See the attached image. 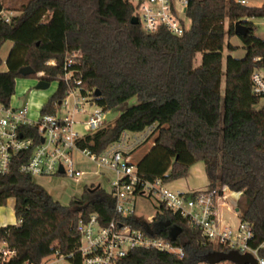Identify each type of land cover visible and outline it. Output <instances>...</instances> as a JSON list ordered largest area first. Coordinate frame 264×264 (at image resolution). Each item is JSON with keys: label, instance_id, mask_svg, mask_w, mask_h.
Wrapping results in <instances>:
<instances>
[{"label": "trees", "instance_id": "1", "mask_svg": "<svg viewBox=\"0 0 264 264\" xmlns=\"http://www.w3.org/2000/svg\"><path fill=\"white\" fill-rule=\"evenodd\" d=\"M0 0V51L10 41L7 70L0 72V103L10 105L16 81L31 66L35 72H62L45 63H62L68 54L81 51L75 65L86 88L99 90L97 102L107 112L124 108L113 124L87 135L82 148L102 152L120 140L124 132H142L154 127L152 147L136 160L138 173L146 180L172 182L188 176L201 162L211 188L243 192L238 205L240 222L253 233L249 243L264 257V105L252 91L253 71L264 66V40L256 27L246 23V36L236 34L235 24L247 17H262L264 6L244 5L238 0H189L186 16L191 28L182 36L160 28L148 33L133 25L132 0H28L6 22ZM238 37L246 50L243 58L224 56L236 47ZM201 62L196 64L197 56ZM263 58V63L255 61ZM2 58L0 56V65ZM27 77H33L27 76ZM224 80V87H223ZM52 83L53 78H46ZM60 84L42 107L52 112L63 99ZM136 98L138 103L129 106ZM0 176V206L16 200L17 223L0 226V247L15 254L4 264H41L51 255L80 264L77 254L81 217L98 213L103 224L114 217V200L95 185L68 206L54 200L31 176L18 170ZM169 221L181 228L171 241L184 248V257L150 249H135L118 264H199L211 251H227L206 242L201 230L180 215L158 214L150 226L167 239ZM128 222L143 228V219ZM74 254V255H73Z\"/></svg>", "mask_w": 264, "mask_h": 264}, {"label": "built area", "instance_id": "2", "mask_svg": "<svg viewBox=\"0 0 264 264\" xmlns=\"http://www.w3.org/2000/svg\"><path fill=\"white\" fill-rule=\"evenodd\" d=\"M189 0H135L136 14L144 31L157 32L166 28L174 35L182 36L191 28V22L186 16ZM244 5L264 6V0L259 4H251L250 0H238ZM6 22L11 17L2 13ZM262 17H247L242 24L250 23L254 27L264 25ZM81 51L68 54L62 63L50 59L45 63L48 68H59L62 72L49 74L46 70L35 72L32 76L38 83L46 78L65 86L63 99L55 101L52 112L31 115L28 103L10 105L0 103V176L8 175L20 161L18 170L21 174L36 177L67 176L79 180L88 174H98L102 170L113 174L110 191L107 193L114 200V217L106 224L100 221L98 213L81 217L77 224L80 235L77 254L80 264H118L120 260L135 249H150L167 252L184 257V248L171 241V226L169 238L155 234L150 226L158 214L180 215L201 230L206 242L218 244L227 251H238L241 254H251L257 264H264L260 248H253L249 241L253 237L250 226L241 222L237 231L223 227L218 208L228 206L235 208L242 199L233 200L227 197L229 189L211 188L209 182L198 189L185 190L176 188L172 182L162 178L146 180L139 173L132 152L141 144L150 140L154 127L149 126L142 132H124L119 141L109 145L98 153L92 149L80 146L87 135L94 134L107 125V111L97 102L95 90L84 86L79 71L75 65L80 63ZM263 63L262 57L255 59ZM252 91L264 98V66L257 67L251 76ZM57 90V89H56ZM130 133H134L130 142ZM76 154L90 160L96 170L82 169L76 161ZM63 172H60V169ZM98 186V185H97ZM100 188L101 185L99 184ZM138 197L154 198L158 203L155 215L147 219L137 215ZM229 208V207H228ZM237 214V212H236ZM136 217L143 219V228L133 227L128 219ZM161 218V224H164ZM169 222V221H167ZM151 228L152 234L147 228ZM173 240V239H172ZM15 254L3 246L0 247V264H4ZM74 255V254H73ZM49 257V256H48ZM62 264H73L65 261ZM44 261V260H43ZM24 264H35L29 261ZM41 264H44L43 262ZM51 264V263H47Z\"/></svg>", "mask_w": 264, "mask_h": 264}, {"label": "rangeland", "instance_id": "3", "mask_svg": "<svg viewBox=\"0 0 264 264\" xmlns=\"http://www.w3.org/2000/svg\"><path fill=\"white\" fill-rule=\"evenodd\" d=\"M28 0H4L5 3V12L7 16H15L19 12L20 6L27 2ZM135 2V0H132ZM251 1V0H250ZM261 0H252L251 4H259ZM260 23L264 20H257ZM254 35L260 39L264 40V25H260L256 27ZM232 45L236 48L233 51H229L227 48L225 49L224 56L232 55L235 58H243L246 55V50L238 37H232L230 40ZM12 43L10 41L6 42L5 45L2 47L0 51V56L2 58V64L0 65V72L7 70L6 59L12 49ZM201 62V55L197 56L196 64ZM36 78L34 77H22L18 78L16 81V93L15 96L12 98V103L17 104L20 102V99H28L30 101H34L37 103L35 108H33L34 117L37 116L39 107L44 104L48 100V96L52 95L57 89V83L52 82L51 86L47 90H40L36 89ZM223 87H224V80H223ZM24 96L21 95L23 94ZM138 103L136 98H133L129 102V106L135 105ZM264 105V98L261 99L260 106ZM124 108H116L111 110L107 113L106 122L107 124H113L117 117L122 113ZM130 138L128 139L130 142L133 141L134 133H130ZM153 144V139L148 140L147 142L141 144L132 152V157L134 161H136L140 156L146 153ZM76 161L78 165L85 170H96L95 164L90 162V160L86 159L80 154H76ZM195 170V169H193ZM189 175V173H188ZM113 180V174L110 172H106L102 170L100 173L92 175H84L79 180H75L72 178H68L67 176H55V177H36L35 181L38 185H40L43 189H45L52 198L63 205L68 206L72 201H76L82 198L84 190L89 188L92 185H101V189L108 192L110 191V184ZM198 183L204 182L201 177L196 179ZM203 185V184H202ZM94 187V188H95ZM234 196V195H232ZM228 206L221 207L219 210V216L223 227H230L234 231H237L240 226V219L238 218L235 208L227 202ZM15 200L9 199L6 206H0V226H7L13 225L17 223L16 214H15ZM229 207V208H228ZM158 210V203L154 198H147V197H138L137 198V205L136 211L137 215L142 216V218L147 219L152 215H155ZM9 222L6 223V221ZM216 245V244H215ZM44 264L51 263V264H62L63 261L59 260L58 256L51 255L44 259ZM199 264H207L205 262ZM220 264H234L231 262H222Z\"/></svg>", "mask_w": 264, "mask_h": 264}, {"label": "water", "instance_id": "4", "mask_svg": "<svg viewBox=\"0 0 264 264\" xmlns=\"http://www.w3.org/2000/svg\"><path fill=\"white\" fill-rule=\"evenodd\" d=\"M131 23L133 25H138L139 24V19L137 16H133L131 19ZM235 32L236 34L242 35V36H246L248 33V28L242 24L241 22H237L235 24ZM35 73V70L31 67V66H27L24 67L20 70V74L27 77V76H31ZM51 86V83L45 80H40L37 84H36V89H40V90H47L49 89ZM95 95L97 97L100 96V91L96 90L95 91ZM60 172H63V169H60ZM98 189H100V186H96L95 188H92V192L97 191ZM243 194V192H242ZM236 212H238V208H236ZM164 227H169L171 226L170 222H166L163 224ZM147 230L149 231L150 234H152V230L151 228H147ZM182 232L181 228L179 227H172L171 228V238L173 240H175L180 233ZM231 262L234 264H257L256 259L251 255V254H241L238 251L232 250V251H211L209 253H207L204 256L203 262L207 263V264H220L222 262Z\"/></svg>", "mask_w": 264, "mask_h": 264}, {"label": "crops", "instance_id": "5", "mask_svg": "<svg viewBox=\"0 0 264 264\" xmlns=\"http://www.w3.org/2000/svg\"><path fill=\"white\" fill-rule=\"evenodd\" d=\"M24 91H26V89L23 90V94L21 93V95H23V96H24V93H25ZM50 96H48V99H49ZM25 103H28L29 104V107H30V110H31V115L33 116L34 113H33L32 110H33V108H35V105L37 104L34 101H30L28 99H20V102L17 103V104H14V105H22V104H25ZM42 107H43V105H41L39 107L40 108L39 111L41 110ZM193 169H195V170H193ZM198 177H201V179L204 182L198 183V181L196 180ZM208 182L209 181H208L207 175L205 173L204 165H203V163L199 162V163L193 165L190 168L189 175L187 177L181 178V179H178V180H175V181H172V185L174 187H176V188H181V189H185V190H190V189L192 190V189L201 188L202 186H206ZM10 199H14V198H10ZM15 203H16V200H15ZM14 209H15V207H14ZM220 209H221V207L218 208V214H219V210ZM7 222H9V220H7L6 223ZM1 226H3V225H1Z\"/></svg>", "mask_w": 264, "mask_h": 264}, {"label": "bare ground", "instance_id": "6", "mask_svg": "<svg viewBox=\"0 0 264 264\" xmlns=\"http://www.w3.org/2000/svg\"><path fill=\"white\" fill-rule=\"evenodd\" d=\"M232 195H234V196H232ZM240 194H238V193H234V192H232V191H228L227 192V197H229V198H232L233 200H240Z\"/></svg>", "mask_w": 264, "mask_h": 264}, {"label": "flooded vegetation", "instance_id": "7", "mask_svg": "<svg viewBox=\"0 0 264 264\" xmlns=\"http://www.w3.org/2000/svg\"><path fill=\"white\" fill-rule=\"evenodd\" d=\"M161 224V223H160Z\"/></svg>", "mask_w": 264, "mask_h": 264}]
</instances>
